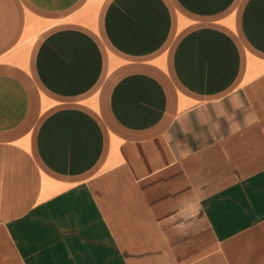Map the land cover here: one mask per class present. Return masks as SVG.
<instances>
[{"label":"crops","instance_id":"1","mask_svg":"<svg viewBox=\"0 0 264 264\" xmlns=\"http://www.w3.org/2000/svg\"><path fill=\"white\" fill-rule=\"evenodd\" d=\"M0 264H264V0H0Z\"/></svg>","mask_w":264,"mask_h":264}]
</instances>
